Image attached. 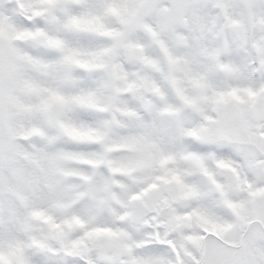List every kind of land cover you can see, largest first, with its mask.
<instances>
[{
    "label": "snow or ice",
    "instance_id": "6c2138e0",
    "mask_svg": "<svg viewBox=\"0 0 264 264\" xmlns=\"http://www.w3.org/2000/svg\"><path fill=\"white\" fill-rule=\"evenodd\" d=\"M0 264H264V0H0Z\"/></svg>",
    "mask_w": 264,
    "mask_h": 264
}]
</instances>
